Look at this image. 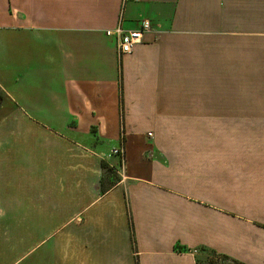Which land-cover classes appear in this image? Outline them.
<instances>
[{
  "label": "crops",
  "instance_id": "crops-1",
  "mask_svg": "<svg viewBox=\"0 0 264 264\" xmlns=\"http://www.w3.org/2000/svg\"><path fill=\"white\" fill-rule=\"evenodd\" d=\"M201 249L264 264V0H0V264Z\"/></svg>",
  "mask_w": 264,
  "mask_h": 264
},
{
  "label": "built area",
  "instance_id": "built-area-1",
  "mask_svg": "<svg viewBox=\"0 0 264 264\" xmlns=\"http://www.w3.org/2000/svg\"><path fill=\"white\" fill-rule=\"evenodd\" d=\"M139 2L141 0H133ZM149 24H143L142 30L127 31L119 27L114 31H108V36H114L117 40V48L119 57L129 55L133 52V49L143 41V33L149 31ZM113 155L124 156V150L122 148L114 150Z\"/></svg>",
  "mask_w": 264,
  "mask_h": 264
},
{
  "label": "trees",
  "instance_id": "trees-1",
  "mask_svg": "<svg viewBox=\"0 0 264 264\" xmlns=\"http://www.w3.org/2000/svg\"><path fill=\"white\" fill-rule=\"evenodd\" d=\"M102 168H103V170H105V173H107L108 175H114V170L112 168H110L107 164L102 163ZM103 191H107V190L105 188H103ZM199 251L208 255V258L210 259L208 261V264H227V263L242 264L240 262L232 260L231 258H229L225 255L217 254L214 251H209L206 249L197 250V252H199ZM196 262H197V264H202V262L200 261V259L197 256H196Z\"/></svg>",
  "mask_w": 264,
  "mask_h": 264
},
{
  "label": "rangeland",
  "instance_id": "rangeland-1",
  "mask_svg": "<svg viewBox=\"0 0 264 264\" xmlns=\"http://www.w3.org/2000/svg\"><path fill=\"white\" fill-rule=\"evenodd\" d=\"M120 164V163H119ZM120 167V166H119ZM116 174V173H115ZM105 176L107 177V178H111L107 173H105ZM113 177H115V176H113ZM112 179H114V178H112ZM196 256L200 259V261L202 262V264H208V261L210 260L209 258H208V255L207 254H205V253H202V252H197L196 253ZM207 258V259H206ZM227 264H230V263H227Z\"/></svg>",
  "mask_w": 264,
  "mask_h": 264
}]
</instances>
